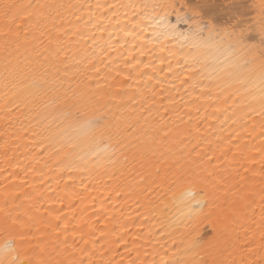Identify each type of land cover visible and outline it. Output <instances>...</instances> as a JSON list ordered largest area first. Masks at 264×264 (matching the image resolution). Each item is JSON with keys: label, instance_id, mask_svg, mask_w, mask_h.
I'll list each match as a JSON object with an SVG mask.
<instances>
[{"label": "snow or ice", "instance_id": "6c2138e0", "mask_svg": "<svg viewBox=\"0 0 264 264\" xmlns=\"http://www.w3.org/2000/svg\"><path fill=\"white\" fill-rule=\"evenodd\" d=\"M209 3L182 5L191 14L183 17L187 32L179 35L186 44L176 59V52L157 55L146 44L138 45V55L123 46L110 51L92 31H106L94 9H103L102 17L109 12L117 17L121 9L136 17L138 8L175 5L0 0L6 165L0 168V264H264V19L254 29L259 40L247 42L253 27L239 5L224 4L234 18L218 26L204 15ZM259 7L264 17V0ZM214 34L243 46V73L209 59ZM257 49L259 59H248ZM157 60L167 63L190 97L186 111L174 98L157 99L151 83H161ZM12 127L14 145L8 134ZM21 147L28 154L39 150L44 167L53 164L73 188L78 181L83 192H91L104 180L108 200L122 192L135 194L137 207L155 221L148 231L151 250L141 251L136 241L143 237L131 233L122 218L101 214L104 200L98 210L95 198L85 204L73 192V200L83 205L77 215L71 201L66 206L62 197L50 202L42 187L34 198L36 185L27 179L36 171L32 164L22 169V178L9 171L8 153ZM85 160L91 166L82 167L79 162ZM212 216L216 234L202 241L190 225Z\"/></svg>", "mask_w": 264, "mask_h": 264}, {"label": "bare ground", "instance_id": "6f19581e", "mask_svg": "<svg viewBox=\"0 0 264 264\" xmlns=\"http://www.w3.org/2000/svg\"><path fill=\"white\" fill-rule=\"evenodd\" d=\"M91 4H136V5H155V4H172L175 5L174 8L153 9L149 7L148 9L138 8L136 11L140 12L141 15L133 17L132 10L121 9L117 17H113L112 13L109 12L107 16H100L101 10H93L96 12V16L99 18V21L103 29L96 32L97 39L101 45L107 44L109 50H112V46H115L116 51H122L123 48H127L132 51L134 54H139V44H146L148 49L155 50L157 55L168 57L169 50L176 52V59H181L179 55V50L183 45L186 44V41L182 36L179 35L180 32H187V25L184 23V15L188 12L186 7L182 5L191 6L196 3L197 0H87ZM236 3L239 5V11L244 14V19L250 25H252L253 30L248 34L247 42H256L259 40V35L254 29H259L260 22L264 17L261 16V9L259 7L260 0H210L209 6L204 9V15L206 17H212L218 26H228L233 21V14L231 10H225L223 8L224 4ZM127 11V15L125 12ZM182 17L179 21L177 19V14ZM190 15L191 13L188 12ZM117 19L119 24H117ZM139 25L134 28V25ZM175 26L177 32H172V27ZM143 30V31H141ZM135 32L139 34L134 38L133 35H128L130 32ZM211 51L209 52V59L219 64L224 62L225 68L229 71L243 73L245 71L243 64L245 56L242 51V45L236 44L235 40H229L228 37H224L223 41L219 37H215L211 40ZM229 44H234L235 46L229 47ZM134 45L136 47H134ZM123 46V48L121 47ZM161 46H163V52L160 51ZM184 51L187 52V48H184ZM254 56L248 57V59L256 58L259 59L260 51L253 50ZM171 59V57H169ZM229 64H234L235 67L229 68ZM156 66L158 69H162L159 75V80L161 83L157 84L155 80L151 83L155 86V91L157 93V99L161 97L164 98H174L176 107L182 111H186L184 105L189 102L190 97L185 95L184 89L180 87V81L176 80L172 73H169L167 70V63L160 64L159 61H156ZM175 72H179V68L173 62L172 65ZM165 103L168 102L167 99L164 100ZM194 108V106H192ZM211 114V109L209 110ZM220 119H223L221 116ZM208 123H216L214 119H210ZM202 131H207V129L202 125ZM15 128H9L8 134L10 143L14 145L15 141L12 139V133ZM4 122L0 120V168H4ZM259 129H257V132ZM58 135V133L56 134ZM225 137L228 135V132L225 131L222 133ZM82 139V138H81ZM25 144H30L29 139L23 141ZM39 150L32 154H28L27 148L21 147L15 149V151H9L8 155L11 157L10 163L13 167L9 168V171L15 172L17 176L23 177L24 173L22 169L27 164H32L33 168L36 169L35 172H30L28 174L29 185L35 184V192H32L31 188L26 189L27 191L32 192L34 198L36 193L41 191V187L44 190V195L48 198L50 202L55 201L58 197L64 199V206L68 202H72L74 207H77V215L83 211V205L80 204L79 200H73V192L82 196L85 204H89L93 198H95V203L97 209L99 210L100 201L104 200V209L101 210V214L106 211L112 216L117 218H122L128 223L129 231L133 234H137L143 237V239H138L136 243L138 245H143L141 251L151 250L150 238L148 236L149 227L151 224H154L155 221L149 219L147 214L143 209L138 208L135 200V194L125 195L123 192L112 200L106 199L108 192L105 190L104 180H100L97 183L96 190L91 192H83L79 187V182L77 181V186L72 187L71 182L68 181V177L65 175L63 180H61V173L55 171V166L50 164L48 168L44 167L43 158L38 154ZM35 157L33 159L32 157ZM39 163H36V161ZM82 167L91 166L90 160H85L79 162ZM19 164L20 168H16L15 165ZM53 169V170H49ZM43 171L44 175L41 176L40 172ZM106 180V178H104ZM118 182V181H117ZM4 183V174H0V190H2V185ZM65 183L69 187H65ZM180 189L177 188L176 195L178 196ZM259 201L253 207L255 208L256 219H259ZM46 207L48 205H45ZM55 207H60L61 205L55 204ZM175 211V208L172 209ZM88 211L91 212V207L88 208ZM207 211V210H206ZM215 217H209L208 220H204L202 223H196L190 225V227H197L201 233L200 239L206 241L216 234L215 229H213V223ZM129 244L131 245L133 237H128ZM119 251H123L122 248Z\"/></svg>", "mask_w": 264, "mask_h": 264}]
</instances>
